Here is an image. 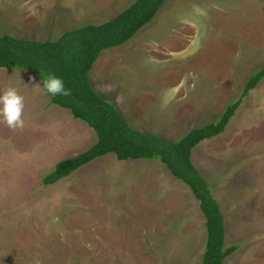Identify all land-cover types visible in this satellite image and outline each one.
<instances>
[{"label":"rangeland","instance_id":"374dc122","mask_svg":"<svg viewBox=\"0 0 264 264\" xmlns=\"http://www.w3.org/2000/svg\"><path fill=\"white\" fill-rule=\"evenodd\" d=\"M191 1L166 0L150 24L127 44L104 51L90 73L93 88L132 128L168 143L219 119L264 64L263 11L262 38L254 45L262 53L254 66L242 71L229 54L224 71L219 55H193L191 38L201 30L188 20L235 12L232 4L206 0L196 9ZM133 2L0 0V32L54 41L108 22ZM244 27L255 35L252 25ZM249 45L245 40L240 49ZM36 85L43 87L33 72L0 69V93L17 88L25 120L21 128L0 122V264H201L205 218L190 189L160 161H119L109 154L43 185L58 162L86 151L97 136ZM245 98L224 133L202 141L191 156L220 205L226 247L239 245L224 264H264V125L242 124L251 115Z\"/></svg>","mask_w":264,"mask_h":264},{"label":"trees","instance_id":"16d2710c","mask_svg":"<svg viewBox=\"0 0 264 264\" xmlns=\"http://www.w3.org/2000/svg\"><path fill=\"white\" fill-rule=\"evenodd\" d=\"M165 1L135 0L112 20L67 31L54 41L23 40L0 32V69L33 72L42 83L50 75L60 78L68 95H48L51 104L68 110L75 120L86 124L97 136L92 147L58 162L43 178L44 186L55 185L109 154L119 161L158 160L190 189L205 218L207 242L201 264H224L239 245L226 247L224 216L211 195L209 184L191 160L192 151L202 141L224 133L242 100L264 79V65L251 76L240 98L228 105L219 119L191 131L176 143L132 128L115 106L93 88L90 80L100 55L127 44L154 20Z\"/></svg>","mask_w":264,"mask_h":264},{"label":"crops","instance_id":"0c3cea01","mask_svg":"<svg viewBox=\"0 0 264 264\" xmlns=\"http://www.w3.org/2000/svg\"><path fill=\"white\" fill-rule=\"evenodd\" d=\"M203 1H206V0L191 1L192 6L198 9L200 7L199 3L205 4V2ZM212 1L219 3V5L221 6H227V3L232 4L231 7L233 9L231 13L235 12V14L217 16V18L212 16L211 20H209L210 16L208 17L198 16V17H202L203 19L202 20L198 19L197 22L196 20L195 21L188 20L189 21L188 24L198 23V25L200 26V30H201V35H199V37H197L196 40L191 38V40H194L195 42L193 43V46L190 52H194L193 55H197V54L200 55V54L205 53L207 58L212 55H216V54L219 55L220 62L225 64V67L223 69L224 71H227L226 65L229 64L230 55H233V57L237 56L235 60L236 68L239 65L241 66L242 69L240 70L242 71L246 70L247 68H250V66H254L260 60L261 53H262L259 51L258 47H254V45H256L255 43H257L258 40L262 38V35L259 30V23H260V20L262 19L259 18L258 14H260L261 11H263L264 13V0H211V2ZM193 2H195L196 5L193 4ZM72 8L73 7L70 6V10H73ZM74 10L75 11L82 10V6L77 7ZM181 21H187V19L186 20L183 19ZM218 21H221V22L219 23ZM205 24L207 25L208 28H206ZM220 24H221L220 33L219 32L217 33L216 27L217 25H220ZM245 25L247 26L252 25V30L255 31V35L248 34L247 32H245L244 31ZM194 28L192 29L195 30L196 32V27ZM206 30L209 31V32L207 31L209 35L207 36L205 40V39H202L201 37L206 32ZM231 30L233 31L236 30V33L235 34L229 33ZM211 33L213 36L211 35ZM218 34H219V38H217ZM245 40L251 41L252 43V45H249V47L241 46L242 49L246 48L247 51L244 49L243 50L240 49V43L244 45ZM235 61H233L232 64ZM205 68L211 71V67L205 66ZM230 69H232V65ZM199 71L200 70L197 69L196 67L193 70L194 74L196 75L200 74ZM199 76L203 80V76L202 75H199ZM257 87H258V91H255ZM257 87L252 91V93L248 97L245 98V101H246L245 108L248 109V112L251 115L249 116L250 121L248 122H247V117L244 118V122L242 123L244 125L245 124L250 125L253 123H255L256 125L258 124L264 125V116H263L264 115V79L257 85ZM237 116H238V113H236V115L231 119V122L232 120L237 118ZM2 222H5V221H2Z\"/></svg>","mask_w":264,"mask_h":264},{"label":"clouds","instance_id":"9594fccd","mask_svg":"<svg viewBox=\"0 0 264 264\" xmlns=\"http://www.w3.org/2000/svg\"><path fill=\"white\" fill-rule=\"evenodd\" d=\"M35 87L41 86L36 85ZM41 88L50 96L68 95L63 81L54 75H50L43 81ZM23 114L24 97L19 94L16 87L10 86L0 93V122L10 128H21L25 124Z\"/></svg>","mask_w":264,"mask_h":264}]
</instances>
